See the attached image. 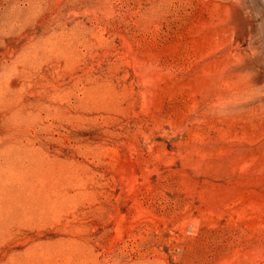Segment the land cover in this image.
I'll use <instances>...</instances> for the list:
<instances>
[{
	"label": "rangeland",
	"instance_id": "obj_1",
	"mask_svg": "<svg viewBox=\"0 0 264 264\" xmlns=\"http://www.w3.org/2000/svg\"><path fill=\"white\" fill-rule=\"evenodd\" d=\"M0 264H264V0H0Z\"/></svg>",
	"mask_w": 264,
	"mask_h": 264
}]
</instances>
